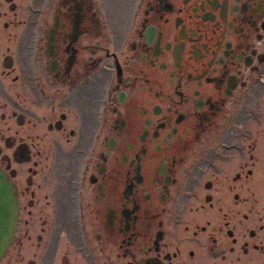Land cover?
Instances as JSON below:
<instances>
[{
	"label": "flooded vegetation",
	"instance_id": "1",
	"mask_svg": "<svg viewBox=\"0 0 264 264\" xmlns=\"http://www.w3.org/2000/svg\"><path fill=\"white\" fill-rule=\"evenodd\" d=\"M0 264H264V0H0Z\"/></svg>",
	"mask_w": 264,
	"mask_h": 264
},
{
	"label": "water",
	"instance_id": "2",
	"mask_svg": "<svg viewBox=\"0 0 264 264\" xmlns=\"http://www.w3.org/2000/svg\"><path fill=\"white\" fill-rule=\"evenodd\" d=\"M18 223V204L10 181L0 170V257L11 243Z\"/></svg>",
	"mask_w": 264,
	"mask_h": 264
}]
</instances>
